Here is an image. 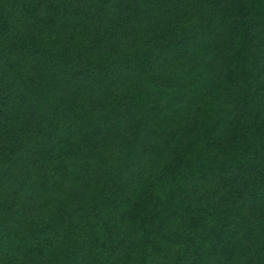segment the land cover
I'll return each mask as SVG.
<instances>
[{"label": "trees", "instance_id": "trees-1", "mask_svg": "<svg viewBox=\"0 0 264 264\" xmlns=\"http://www.w3.org/2000/svg\"><path fill=\"white\" fill-rule=\"evenodd\" d=\"M0 264H264V0H0Z\"/></svg>", "mask_w": 264, "mask_h": 264}]
</instances>
